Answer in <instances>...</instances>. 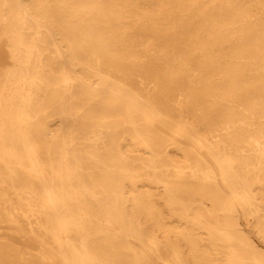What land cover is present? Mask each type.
Masks as SVG:
<instances>
[{
	"label": "bare ground",
	"instance_id": "1",
	"mask_svg": "<svg viewBox=\"0 0 264 264\" xmlns=\"http://www.w3.org/2000/svg\"><path fill=\"white\" fill-rule=\"evenodd\" d=\"M0 264H264V0H0Z\"/></svg>",
	"mask_w": 264,
	"mask_h": 264
},
{
	"label": "rangeland",
	"instance_id": "2",
	"mask_svg": "<svg viewBox=\"0 0 264 264\" xmlns=\"http://www.w3.org/2000/svg\"><path fill=\"white\" fill-rule=\"evenodd\" d=\"M165 221L167 222V219ZM244 228L246 229L247 234L249 235V237L257 245H259L260 247H263L261 242H260V239L257 236H255L248 227L244 226ZM22 235L24 236V238H21L19 235H16L15 233L7 234L8 238L10 240H12L13 242H15L16 244H18L19 246H24L26 243L35 242L36 241L28 232H22Z\"/></svg>",
	"mask_w": 264,
	"mask_h": 264
}]
</instances>
